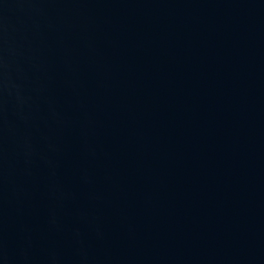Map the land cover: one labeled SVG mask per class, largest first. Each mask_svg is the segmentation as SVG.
I'll use <instances>...</instances> for the list:
<instances>
[{"label": "water", "instance_id": "obj_1", "mask_svg": "<svg viewBox=\"0 0 264 264\" xmlns=\"http://www.w3.org/2000/svg\"><path fill=\"white\" fill-rule=\"evenodd\" d=\"M0 264H264V0H0Z\"/></svg>", "mask_w": 264, "mask_h": 264}]
</instances>
